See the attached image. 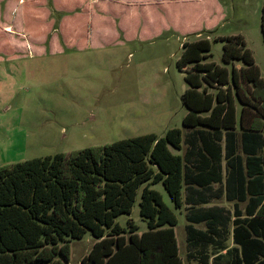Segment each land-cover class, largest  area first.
<instances>
[{"label":"trees","instance_id":"16d2710c","mask_svg":"<svg viewBox=\"0 0 264 264\" xmlns=\"http://www.w3.org/2000/svg\"><path fill=\"white\" fill-rule=\"evenodd\" d=\"M260 28L264 39V5ZM215 39L223 40L229 69L205 60L208 37L183 41L176 59L187 84L185 136L169 127L163 135L0 164V264H66L69 242L86 231L95 240L81 264H184L177 214L157 182L178 209L223 194L233 201L232 210L208 205L186 214V257L196 258L193 264H264V77L241 35ZM140 186L146 229L139 232L131 217L125 224L116 217L130 214ZM228 224L234 244L222 248Z\"/></svg>","mask_w":264,"mask_h":264},{"label":"rangeland","instance_id":"374dc122","mask_svg":"<svg viewBox=\"0 0 264 264\" xmlns=\"http://www.w3.org/2000/svg\"><path fill=\"white\" fill-rule=\"evenodd\" d=\"M101 1H107L105 7ZM114 1L117 0H53V10L49 0H0V164L69 153L143 133L163 135L169 127L181 128L185 136L187 128L182 118L187 107L182 92L187 84L176 65L185 40L208 37L211 48L205 60L229 69L230 63L225 64L221 58L223 40L215 37L241 35L264 77L260 28L264 0H220L223 13L213 16L204 8L206 25L196 31L198 34L166 29L155 36L122 37L119 15L110 19L118 30L112 25L110 31L89 32L96 38L95 43L66 44H73L75 38L85 39L86 27H96L91 16H104V11L113 9ZM208 10L211 12L210 7ZM66 16L68 21L63 24ZM136 19L137 16H126L122 22L133 29ZM244 87L249 89L248 84ZM182 146L185 147L184 142ZM154 187L177 214L174 229L184 264L196 263V258L186 257V214L192 207L201 209L208 205L232 210L233 201L223 194L193 206L184 202L178 209L161 182ZM219 187L224 189V182L217 184ZM141 188L130 214L116 217L121 224L131 217L138 223L139 232L146 229L138 206ZM185 190L186 186L184 193ZM240 205L243 207L244 203ZM193 224L205 227L204 222ZM227 226L222 248L234 244L231 224ZM94 240L89 231L81 238L71 239L66 264H81ZM209 250L214 253L218 246L211 245Z\"/></svg>","mask_w":264,"mask_h":264},{"label":"crops","instance_id":"0c3cea01","mask_svg":"<svg viewBox=\"0 0 264 264\" xmlns=\"http://www.w3.org/2000/svg\"><path fill=\"white\" fill-rule=\"evenodd\" d=\"M105 2L107 3V1ZM106 3L104 4L101 1L104 7ZM122 7L123 9H121ZM209 7L211 12L208 10ZM112 8L110 11H104V16L101 14L98 17L91 16L90 21L96 20V27H86L88 36L85 39L75 38L73 44L69 41H66V44L70 46H83L87 42L89 44L95 43L94 40L96 38L89 36V32L97 29L100 32H104L105 30L110 31L113 25L110 22L111 17L119 15L120 20L118 24L123 31L122 37L130 38L135 35L137 37L155 36L166 29H172L181 34L195 33L202 29L203 26L205 28L206 23L202 17L204 8L211 16L216 13H223L220 0H117L114 1ZM119 9L122 11H119ZM126 16H137L133 29H129V27L123 24L122 20ZM74 20H76V17ZM67 21L68 17L66 16L64 17L63 24L67 23ZM100 23H108L110 26L102 27L99 26ZM113 27L115 30L117 29L114 25Z\"/></svg>","mask_w":264,"mask_h":264}]
</instances>
